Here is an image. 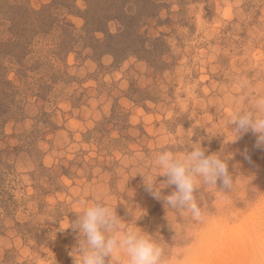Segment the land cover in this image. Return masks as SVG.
Masks as SVG:
<instances>
[{"label": "rangeland", "instance_id": "obj_1", "mask_svg": "<svg viewBox=\"0 0 264 264\" xmlns=\"http://www.w3.org/2000/svg\"><path fill=\"white\" fill-rule=\"evenodd\" d=\"M1 2L0 264H73L75 234L63 228L96 189L126 220L145 212L137 223L174 243L163 201L136 174L165 143L234 153L230 170L246 176L235 222L262 204L264 150L252 133L226 142L227 114L264 93V0H112L129 15L108 22L113 37L100 46L107 34L92 29V0ZM12 4L54 19L22 30ZM125 21L139 37L122 34Z\"/></svg>", "mask_w": 264, "mask_h": 264}, {"label": "clouds", "instance_id": "obj_2", "mask_svg": "<svg viewBox=\"0 0 264 264\" xmlns=\"http://www.w3.org/2000/svg\"><path fill=\"white\" fill-rule=\"evenodd\" d=\"M227 128L233 138L226 144L252 133L255 148L264 150V93L255 94L246 106L228 113ZM242 155L251 160L247 149ZM233 156L223 149L209 152L202 140L193 139L153 149L136 174L142 176L145 191L163 201L174 243H169L159 229L150 232L137 223L145 212L136 215L128 211L130 219L126 220L117 213L108 194L96 189L81 201L68 227L63 228H71L75 234L68 253L73 264H192L193 250L184 241L197 238L201 227L236 220L239 209L234 201L246 197L241 195L238 180L246 176L235 170L238 165L231 170L229 167ZM166 188L171 191H162ZM260 201L264 196L258 198ZM170 212L176 222H181L179 227L169 218ZM50 264H57L55 256Z\"/></svg>", "mask_w": 264, "mask_h": 264}, {"label": "bare ground", "instance_id": "obj_3", "mask_svg": "<svg viewBox=\"0 0 264 264\" xmlns=\"http://www.w3.org/2000/svg\"><path fill=\"white\" fill-rule=\"evenodd\" d=\"M190 247L192 264H264V201L239 221L206 226Z\"/></svg>", "mask_w": 264, "mask_h": 264}, {"label": "trees", "instance_id": "obj_4", "mask_svg": "<svg viewBox=\"0 0 264 264\" xmlns=\"http://www.w3.org/2000/svg\"><path fill=\"white\" fill-rule=\"evenodd\" d=\"M104 2V5L105 7L101 9L100 12L96 11V10H93V8L95 9V6L93 3H95V0H92V29L94 30V32H103L105 34H107L106 36V39L104 41H100V40H97L96 41V44H98L99 46L100 45H103V44H107L109 39L113 37L112 34H110L107 30V25H108V22L112 19H115L118 17H122L123 20L124 18L129 15L128 12H125L127 11L125 9V6L124 8H120L119 7V11L122 10L123 14H118L117 11L114 10V2L112 4V0H102ZM2 3L1 0H0V9L2 8ZM74 5V4H73ZM73 5H70L69 7V4H63V6L68 9L69 12H73ZM11 8L14 10L13 11V15H14V18L15 19L16 17L19 18L18 20V23L20 22L21 23V27H22V30L23 29H26L27 27L26 26H33V27H37L38 24L41 25V22L45 21V20H51V19H54L53 15H45L43 13H41V11H37V10H34L32 8H30L29 6H26V5H19L18 4H12L11 5ZM125 9V10H124ZM125 12V13H124ZM123 15V16H122ZM136 17V15H134ZM132 14H130V18L133 21V19H135ZM88 16H86V19H87ZM54 21V20H53ZM52 21V22H53ZM127 21V19H126ZM125 21V22H126ZM46 23V22H45ZM48 26L50 28V26H52V23L48 22ZM89 24V19L87 20V25ZM126 29L125 31L122 33L124 35H127V33L131 34L130 36H137L139 37L140 35L138 34V28L139 26H135V24L133 23V30H132V26L129 25V22L127 23L126 22ZM135 27V28H134ZM88 29V27H86ZM135 29V30H134ZM14 41L12 40H9L8 42H6L5 44H3V46H5L6 48L7 47H11L13 45ZM14 46V45H13ZM93 49L95 51H97V48L94 46ZM114 54H116L115 52H113ZM4 55V54H3ZM0 69H4L2 66L0 67ZM9 83L11 84V82L9 81Z\"/></svg>", "mask_w": 264, "mask_h": 264}]
</instances>
